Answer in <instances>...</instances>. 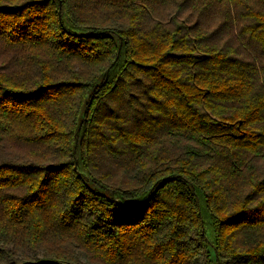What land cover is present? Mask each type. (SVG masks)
Returning <instances> with one entry per match:
<instances>
[{"label": "trees", "instance_id": "1", "mask_svg": "<svg viewBox=\"0 0 264 264\" xmlns=\"http://www.w3.org/2000/svg\"><path fill=\"white\" fill-rule=\"evenodd\" d=\"M264 0H0V264H264Z\"/></svg>", "mask_w": 264, "mask_h": 264}, {"label": "rangeland", "instance_id": "2", "mask_svg": "<svg viewBox=\"0 0 264 264\" xmlns=\"http://www.w3.org/2000/svg\"><path fill=\"white\" fill-rule=\"evenodd\" d=\"M259 166H260V168L262 169V171L264 172V153L263 154H261V156H260V158H259Z\"/></svg>", "mask_w": 264, "mask_h": 264}]
</instances>
